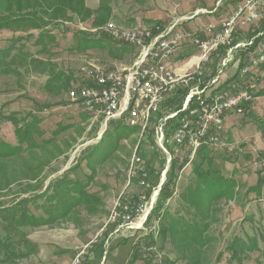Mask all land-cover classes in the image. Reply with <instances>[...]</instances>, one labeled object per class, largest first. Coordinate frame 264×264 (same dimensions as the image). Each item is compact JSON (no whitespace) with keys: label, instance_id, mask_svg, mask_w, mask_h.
<instances>
[{"label":"rangeland","instance_id":"obj_1","mask_svg":"<svg viewBox=\"0 0 264 264\" xmlns=\"http://www.w3.org/2000/svg\"><path fill=\"white\" fill-rule=\"evenodd\" d=\"M36 1L23 0L20 5L14 4L19 13H12L6 9L5 0H0L1 18L13 16L22 21L26 13L34 11L40 24V27L31 28L13 22L10 28L0 30V109L6 114L16 112L18 117L27 115L29 121L33 116L42 119L46 134L41 138L35 129L33 131L38 142L52 138L55 130L59 131L55 144L48 147L61 154L44 170L34 167L31 171L18 158L12 166L16 173L10 176L17 180L10 188L0 191V208L25 198L30 199L28 206L36 215L48 217L49 206H58L61 213L65 209V214L52 217L47 225L25 229L28 246L35 250L28 258L8 264H72L78 247L86 244L90 245L91 254L83 264H99L100 261L102 264H151V260L153 264H264V183L259 194L252 190L259 177H264V170L257 168L253 161L255 152L264 148V94L257 96L244 113L226 117L222 144L209 149L211 162L202 159L207 150L192 158L189 151L177 149L172 141L173 130L168 128L166 149L177 156L179 162L188 160L172 185V196L164 201L162 209L151 210V220L147 223L153 228L132 230L129 237L114 234L106 243L122 219L120 217L115 223L109 221L115 206H119V197L122 196L125 203L131 202L128 198L138 201L136 196L154 188L152 185L159 174L156 188L160 189L163 178L166 180L167 167L164 166H169L171 160L153 131L158 116L141 136V131L131 126L128 119L116 118L103 124L101 116L96 117L89 109L85 112L67 97L66 91L46 88L50 70L71 74L72 81L77 84L84 81L80 68L89 60L100 67L115 69L132 65L137 60L136 46L117 42L109 35H99L96 30L100 27L114 22L119 28L153 32L155 30L143 24L142 19L136 21L134 16L157 9L173 11V17L178 15L184 19L196 13L211 15L207 10H196L200 0H113V13L100 27H94L93 22L99 16L106 19V11L83 20L72 12L65 14L56 6L61 5L59 0H49L51 3L40 0V5ZM100 2L85 0L93 10L99 8ZM242 2L226 0L227 5L223 8L211 7H217L213 11L217 19L214 27L204 30V35L217 31L222 20ZM36 5L41 6L42 11H35ZM169 20L172 17L164 22ZM143 26L148 29L140 28ZM250 34L244 39H249ZM83 40L89 42L83 44ZM123 46L128 53L122 62L116 63L111 55L121 52ZM182 49L185 51L182 54L196 52L188 44L178 53ZM7 51L10 54L7 55ZM220 56L217 54L212 58L211 72L216 69ZM178 101L179 97L176 103ZM176 103L167 106V110L174 109ZM119 123L125 127L115 130ZM0 141L18 142L11 121L0 123ZM133 155L143 159L146 169H152L148 177L152 187L143 188L140 175L138 179L130 178ZM208 169L212 172L207 174L209 179L222 186L220 193L205 189L207 184L201 179L200 170ZM216 170L221 172L224 181L216 177ZM63 182L66 188L75 186L71 194L80 201L71 208L58 205L64 199H61L63 191L56 189ZM82 184L81 194L78 187ZM140 221L135 216L134 223L138 228L143 226ZM187 228L190 233L196 231L199 242L193 243L191 236H184L188 235ZM252 237L257 238L260 249L243 248L237 241L238 238L249 242ZM96 238L97 242L94 241ZM233 243L236 246H232ZM149 245L154 247L153 251L145 249ZM234 249L242 257L240 262L231 258ZM134 254L138 260L132 263Z\"/></svg>","mask_w":264,"mask_h":264},{"label":"built area","instance_id":"obj_2","mask_svg":"<svg viewBox=\"0 0 264 264\" xmlns=\"http://www.w3.org/2000/svg\"><path fill=\"white\" fill-rule=\"evenodd\" d=\"M241 20L248 24L262 22L264 0H244L217 31L207 36L196 31L177 30L175 25L166 30L157 27L153 32L143 29L137 32H118L115 24L102 26L96 30L99 35H109L115 41L137 45L138 52H142L140 65H136L134 71L120 72L102 65L101 70H94V63L88 62L80 70L83 79L92 77V84L81 82L79 88L69 90L68 96L84 109L95 110L96 117L101 116L103 124L116 118H126L132 124H141L143 135L148 131L152 119L162 112L163 116L156 123L154 134L170 154L169 160L172 154L165 147L169 126L173 127V144L179 150L189 151V156L194 158L204 144H222L221 136L225 131L227 115L244 113L257 98L260 88L264 87V25L250 39L237 40L236 31ZM208 27L212 28L213 25ZM187 44L192 48H204L205 60L196 70H191L188 76L180 78V85H172V76H178V72L175 69L165 70V62H171L167 60V53ZM222 48L225 55L216 74L209 76L208 64L212 56ZM236 61L241 64L240 84L235 85L234 90L220 88L224 74ZM180 88L188 90L181 107L167 110L169 99ZM140 92H147V100H140ZM253 161L257 168L264 170V149L255 152ZM147 171L143 159L137 156L130 178L138 179L140 175L141 186L150 188L152 186ZM164 181L165 178L162 183ZM158 190V187H154L150 197L146 193L138 194V201L128 198L131 201L128 203L122 200V196L119 197V206H115L109 221L115 223L120 217L122 219L107 237L106 243L110 242L114 234L129 237L132 230L148 231L154 227L147 222L155 207ZM135 216L141 220L142 227L135 225ZM94 241L97 242L98 238ZM78 248L72 264H82L91 254L89 244ZM145 249L153 251L154 247L149 245Z\"/></svg>","mask_w":264,"mask_h":264},{"label":"trees","instance_id":"obj_3","mask_svg":"<svg viewBox=\"0 0 264 264\" xmlns=\"http://www.w3.org/2000/svg\"><path fill=\"white\" fill-rule=\"evenodd\" d=\"M22 1L23 0H18L16 2L15 1L13 2V0H5L6 2L5 7L8 11H11L12 13H16V12L19 13V9L15 8L14 4L20 5ZM59 1H61V5H56V6H58L62 11H64L65 14H67L68 12H72L73 14L77 15L79 18H82L83 20L92 17L96 13L99 15L100 13L106 11L108 13L107 18L104 20L99 18L100 16L96 18L93 22L94 27H100L106 24L105 21L108 20V18L113 13V8L111 6L113 0H101L100 6L97 10H93L92 8L88 7L85 3V0H59ZM36 3L40 5L41 1L37 0ZM49 3L51 2L49 1ZM39 5L35 6L34 9L35 11H42L41 6ZM51 7L54 8L53 6ZM36 14L37 12L34 11L32 12V14L26 13L22 17V21H20V18H13V16H9L6 18L0 17V30H3L5 28H10L13 22H19L20 26L26 24L29 25L31 28L40 27V24L37 22ZM144 21L147 24L157 23V21H153V20H144ZM263 25H264V20L262 21V24L259 27V29H261ZM184 30H188V29H184ZM88 42H89L88 40H83V44H86ZM90 48L91 47H89V49ZM223 52H224V48L220 49L214 55L221 54ZM6 54L7 55L10 54V52L7 51ZM50 71L51 72H49V78L46 84L47 85L46 88L49 91L55 89L57 92L66 91L67 97H69L68 96L69 90L71 88L78 86L79 83H81L79 82L77 84H74V81H72L73 79L71 74L67 75L63 71L62 72H56L55 70H50ZM80 75L82 76V74ZM83 82L84 84L89 83L85 79ZM70 83H72L71 86ZM231 83L232 84L228 85V87L234 90L236 88L234 86L235 85L238 86L240 84L239 77L237 78V76H234V78L231 79ZM187 92L188 90L186 88H180L177 94H175L172 98L169 99L167 106L171 107V103L173 104L176 103L179 97V101L176 103V106L174 108V109L177 108L179 109L182 105V102ZM261 94H264V87L260 88L259 92L257 93L258 96ZM82 109L85 112H87L83 107ZM157 116H158L157 119L159 120V118L163 116V113L160 112ZM120 120L125 121L124 118H121ZM5 121H11L15 125V133L18 142L16 144H13L7 141H0V191L10 188L14 184V181L17 180V178H10V176L16 173V169H14L12 166H14L18 158L21 159L22 163L27 165V168L29 170L34 169V167H39L41 168V170L42 169L44 170L46 166H48L51 162L56 160L59 154H61L60 151H53L51 148H49L50 146L55 144L54 142L56 141L55 140L56 134L59 131L55 130L56 132L55 136H53L52 138H43L42 142H38V140L33 137L34 129H35V133L41 135V138L46 134L45 128L41 124L42 119L33 116L31 121H29L27 115L23 117H18L16 112L6 114L2 109H0V123ZM110 122H112V120H109L108 124ZM68 126L69 125H67L66 127ZM123 126L124 124L121 125V123H119L118 127H116L115 130L122 128ZM134 127L138 129L140 132L139 127L137 126ZM169 130H173V127L169 126ZM111 135L114 136V134ZM210 148L212 149L216 147L214 146L209 147L208 145H204V147L199 150L197 155H199L200 152L207 150L205 156L202 159H204L203 161L211 162L212 160L210 157L212 155H210V150H209ZM42 155L45 158L42 159L41 157ZM187 162L188 160L179 162V158H177V156L172 154L170 165L164 166V168L167 167L166 180L163 182V184L160 187L159 195L157 198V205L153 208V212L162 209L164 205V201L172 196L173 194L172 185H174V181L178 177V172L185 167ZM163 164H165V162ZM200 171L202 172V174H200V176L202 175L201 179L207 184L205 189L211 190L213 192L215 191V193H220L222 186L216 180L213 181L212 179H209L210 177L207 176V174H209L211 170L208 169L206 171L204 170H200ZM151 172L152 169L148 170L149 177ZM214 174H216V177L218 179L223 180V177H221L223 176L221 172L216 170ZM159 178H160V174L158 175L157 182L154 185H152L153 187H156V185L159 184ZM263 178L264 177L260 176L257 185L255 187H252V190L255 191L257 194H259V192L261 191L262 185L264 183ZM64 183L65 182L58 184L59 188L56 189L59 191H63V196L61 197V199L64 200L59 202L58 205L71 208V205L80 201L77 200L78 199L77 196H73V194H71V190H74L75 186H73L72 188L70 187L66 188L67 186L65 185H64L65 187L63 186ZM83 188H84L83 184L82 186L78 187V189H80L81 194H82L81 190H83ZM152 189L153 188H151V190L148 189V192L146 193L148 197L152 195L153 193ZM222 191L226 192L224 188L222 189ZM215 197L216 195L213 194V198ZM29 201L30 199L22 198L21 200H18L12 204L3 205L0 208V264L15 263L23 258H28L31 255V253L34 252L35 249L33 247L28 246L27 232L25 229H27L28 227L36 228L47 225L49 224L48 222L53 219L52 217L56 218L59 215L62 216L65 214L64 207H63L64 210L63 211L61 210L62 211L61 213L58 206H49L47 208L48 211L47 213L49 215L48 217H45L44 215H36L31 211L30 207L28 206ZM60 208L62 209V207ZM148 219L151 220V216H149ZM186 231L188 235L186 234L184 236H188V237L191 236L193 243L199 242L196 231L190 233V228H187ZM238 240L242 243L243 248L246 247L250 249H255V248L260 249V247L257 244V238L252 237L249 239L250 241L247 240L249 242H245L244 240L237 238V241ZM232 246H236V243H233ZM103 253H104V249H102L101 251V257L103 256ZM231 258L238 260V262H240L242 259V257L239 256V251L236 252V249L232 250ZM137 260L138 258L136 254H134L133 259L131 260L132 263L136 262Z\"/></svg>","mask_w":264,"mask_h":264},{"label":"crops","instance_id":"obj_4","mask_svg":"<svg viewBox=\"0 0 264 264\" xmlns=\"http://www.w3.org/2000/svg\"><path fill=\"white\" fill-rule=\"evenodd\" d=\"M225 2H226V0H200L198 2V5H196V10H207V12L209 14H211V15H207V16L196 13L195 15L184 19L183 17H181V16L179 17L178 15L176 17H173L171 15L173 13V11L172 12H167V11H164V10H158L157 9V10L143 11L141 13L142 16L138 17V15H135L134 17H136V21H139V19H142V23L150 26L149 28L153 29V30H156L157 27H160L161 29H165L166 30L167 28L175 25V28L177 30L188 29V30H191V31L199 32L200 34H202V36H207V35H211V34L204 35L205 34L204 30L205 29H210L208 27L210 25H213V27H214L215 26L214 25V23H215L214 20L217 19L216 18L217 14H213V11H215V9H217V7L215 9H211V7H215L217 5V6H222V8H223V6L227 5ZM220 9L221 8H219V10ZM202 13H204V12H202ZM171 17H172V20H169L167 23L164 22V21L168 20ZM227 18L228 17H225L222 20V22L225 21ZM144 20H153V21H157V23L147 24V23H145ZM261 24H262V22H256L254 24H248L244 20H241L239 22V24H238L237 31H236L237 40H246V39H244L245 35L251 33L250 37H249V39H250L251 37H253L260 30L259 27L261 26ZM140 28H147L148 29L147 26H143V27H140ZM107 51H109V50H107ZM182 52H185V51L182 49L179 52L181 54L178 53L179 54V55L177 54L178 56L177 55L174 56L175 58L173 57L171 60H169L171 62H168V66L169 65L173 66V68L175 70H177V72H179V73H184V72L192 70L195 67V65L198 63V61H199V53H198L197 50H196V52H193V53L190 52L188 54L187 53L182 54ZM127 53L128 52L126 51L125 46H123V48L121 49V52H119L118 54H115V55H111V56L113 58V61H117L116 63H118V62H122L123 61V58L126 57ZM180 55H182L184 57L180 58ZM224 55H225V50H224L223 53H221L219 62L217 64V67L214 70V72H211V67H210V64L212 62V59H211L210 63L208 64L209 76H213V75L216 74L218 66H219V63H220V61H221V59H222V57ZM214 56L215 55H213L212 58ZM89 62H91V61L89 60ZM98 65H100V64H98ZM240 67H241V64H240V62H237V61L233 65L230 66V68L226 72L227 74L225 73L224 76H223V80H222V82L220 84V88H222V89H232V88L228 87V85L232 84L231 83V79L234 78V76H237V78L239 77ZM174 69H172V70H174ZM229 115H231L230 117L233 116V114H229ZM225 131H224V133H225ZM148 177H149V173H148ZM162 184H160L159 186L161 187ZM136 198H137V196H136ZM100 262L101 263H99V264H102V261H100Z\"/></svg>","mask_w":264,"mask_h":264},{"label":"bare ground","instance_id":"obj_5","mask_svg":"<svg viewBox=\"0 0 264 264\" xmlns=\"http://www.w3.org/2000/svg\"><path fill=\"white\" fill-rule=\"evenodd\" d=\"M113 24H115V23L114 22H109L107 25H113ZM115 26H116L118 32H137V31H132V30H128V29L119 28V26H117V24H115ZM129 45L137 47V45H133V44H129ZM180 49H181V47H179L177 49H173L172 51L167 53V60H170L171 58H173L178 53V51ZM195 49L199 53V62L197 63V66H196V68H197L200 65H202L203 61L205 60V53H204V48H195ZM141 59H142V52H139V56H138L137 60L132 65L126 66V67L121 68V69H115V71H120V72L134 71L135 66L136 65H140ZM196 68H195V70H196ZM94 70H101V67L98 66L97 64H94ZM165 70H172L168 66V62H165ZM188 73H190V72H185V73H179L178 72V76H172V85H180V78H185L186 76H188ZM84 79L89 82L88 84H92V77H84ZM74 88H79V85L74 87ZM140 100H147V92H140ZM89 110L92 111V112H95V110H92V109H89ZM130 125L139 127L140 131H141V135L143 136V130H142V125L141 124H132V123H130ZM204 145H208L209 147L210 146L213 147V146H216L218 144H204ZM136 157L137 156L135 155L133 157V159L131 160L132 161V165H131V170L130 171H132L133 162L136 159Z\"/></svg>","mask_w":264,"mask_h":264},{"label":"water","instance_id":"obj_6","mask_svg":"<svg viewBox=\"0 0 264 264\" xmlns=\"http://www.w3.org/2000/svg\"><path fill=\"white\" fill-rule=\"evenodd\" d=\"M166 172H167V169H166Z\"/></svg>","mask_w":264,"mask_h":264}]
</instances>
